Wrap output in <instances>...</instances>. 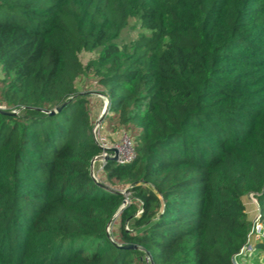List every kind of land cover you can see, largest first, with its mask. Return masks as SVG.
Wrapping results in <instances>:
<instances>
[{
  "label": "trees",
  "instance_id": "1",
  "mask_svg": "<svg viewBox=\"0 0 264 264\" xmlns=\"http://www.w3.org/2000/svg\"><path fill=\"white\" fill-rule=\"evenodd\" d=\"M88 71L134 149L106 186ZM0 72V264H232L243 195L264 223V0H0Z\"/></svg>",
  "mask_w": 264,
  "mask_h": 264
},
{
  "label": "built area",
  "instance_id": "2",
  "mask_svg": "<svg viewBox=\"0 0 264 264\" xmlns=\"http://www.w3.org/2000/svg\"><path fill=\"white\" fill-rule=\"evenodd\" d=\"M103 101V105L107 103V97L98 93ZM104 110V109H103ZM103 121L100 116L94 118L93 125L91 128V135L94 142L100 147L99 152L93 156L90 163V171L95 179L100 180L99 169L94 170L96 162L100 163V169H102L103 163L107 159H113L116 156V160L127 161L134 155L132 138L129 133L124 129L119 132H114L108 135L107 130L102 127ZM258 207V202L255 195L251 198ZM259 208L258 213L250 223L249 230L245 236V241L239 247L238 251L232 256V264H244V261L248 257L257 256L256 241L264 237V223L259 220Z\"/></svg>",
  "mask_w": 264,
  "mask_h": 264
},
{
  "label": "rangeland",
  "instance_id": "3",
  "mask_svg": "<svg viewBox=\"0 0 264 264\" xmlns=\"http://www.w3.org/2000/svg\"><path fill=\"white\" fill-rule=\"evenodd\" d=\"M141 33H149V30L140 25V22H139L137 17H131V18H129L126 26L121 30L120 35L117 38V41L120 44H124V43L128 44L131 40L138 37V35H140ZM99 51H100V47L93 49V50H81L79 53V57H80L81 62L83 64H85L91 58L97 56ZM0 76H1V72H0ZM77 88L81 91L91 89V90H93L92 94H94L96 96V98L102 100L101 97L98 95V93H99L98 90L100 89V86H98V84L96 83V78L91 71H88L86 74L82 75L78 79ZM102 103H103V101H102ZM103 117L104 116H102L101 121L103 120ZM93 121H94V118L92 119V125H93ZM92 125H91V128H92ZM102 127H103V129L107 130L108 135H111L114 132H119L122 129L120 126L116 125L115 120H113L112 122H110L108 120H103ZM97 167H98V163L96 162L94 165L95 173H96ZM125 189H123L122 191H125ZM252 195H254V194L251 192H248L244 195L243 198H244V200H247V199L250 200L252 198ZM108 230H110V225L108 227ZM257 258H258L257 256H254V257H248L247 259H249V260L252 259V262H253V259H257ZM261 259H262V257H260V260Z\"/></svg>",
  "mask_w": 264,
  "mask_h": 264
},
{
  "label": "crops",
  "instance_id": "4",
  "mask_svg": "<svg viewBox=\"0 0 264 264\" xmlns=\"http://www.w3.org/2000/svg\"><path fill=\"white\" fill-rule=\"evenodd\" d=\"M85 91L88 93V96H89L90 101H91V119L99 117L103 113V109H104L105 105H103L102 100L96 98V96L94 94H92L93 90L87 89ZM85 91L83 90V92H85ZM97 169H99L98 172H99L100 178L101 177L104 178V171L102 169H100V163H98ZM243 197H244V195H243ZM242 200H243V203L245 205V211L247 214V218L250 221H252L258 213V207L252 199L244 200V198H242ZM244 264H264V261L262 259L260 260V257H259L257 259H253V262H252V259L251 260L246 259L244 261Z\"/></svg>",
  "mask_w": 264,
  "mask_h": 264
},
{
  "label": "water",
  "instance_id": "5",
  "mask_svg": "<svg viewBox=\"0 0 264 264\" xmlns=\"http://www.w3.org/2000/svg\"><path fill=\"white\" fill-rule=\"evenodd\" d=\"M57 108H59V107H57ZM106 108H107V103L105 104V107H104V110H103L102 115H100V119L102 118V116H103V114H104ZM12 112H13V111H12ZM113 159H116V156H114ZM90 163H91V162H90ZM91 176H92V178H93L97 183L101 184L102 186H106V185H105L104 183H102L100 180L95 179L94 176H93L92 174H91ZM125 191H126V189H125ZM122 192H124V191H122ZM125 201H126V199L123 200V203H124ZM129 246H134V245H133V244H130ZM150 264H153V263L151 262Z\"/></svg>",
  "mask_w": 264,
  "mask_h": 264
}]
</instances>
